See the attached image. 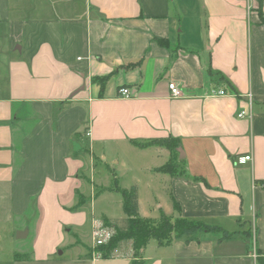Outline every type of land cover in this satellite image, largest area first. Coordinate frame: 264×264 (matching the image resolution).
I'll use <instances>...</instances> for the list:
<instances>
[{"label": "crops", "instance_id": "obj_1", "mask_svg": "<svg viewBox=\"0 0 264 264\" xmlns=\"http://www.w3.org/2000/svg\"><path fill=\"white\" fill-rule=\"evenodd\" d=\"M170 138L184 175L160 171L165 146L134 144ZM116 183L137 186L142 218L174 215V200L220 227L152 241L147 264H264V0H0V222L34 237L0 264H131L132 241L92 257L95 224L125 219ZM85 223L84 252L58 255Z\"/></svg>", "mask_w": 264, "mask_h": 264}, {"label": "trees", "instance_id": "obj_2", "mask_svg": "<svg viewBox=\"0 0 264 264\" xmlns=\"http://www.w3.org/2000/svg\"><path fill=\"white\" fill-rule=\"evenodd\" d=\"M156 42L163 47L168 48V41L157 39ZM107 77L95 79L100 83L101 92L108 80ZM137 147L145 148L152 144L165 146L171 153L170 161L160 171L170 173L171 175H184V161L179 160L178 148H180L179 139H164L149 141L146 143L134 142ZM182 166V167H181ZM180 167L182 170H180ZM180 171V172H179ZM115 189L121 193L123 197V212L125 219L121 226L104 219V224L114 228V236L108 245L101 247L105 256L108 257L115 251L124 241H132L135 258L131 264H147L142 251L152 242H156L159 246H169L177 240H184L186 243L194 241L202 232H215L220 227L208 225L203 221L190 220L181 215L180 205L173 200L174 215L161 213L158 219L142 218L139 214L138 204V188L132 186L129 189H121L117 183ZM223 239H232L233 234L223 231Z\"/></svg>", "mask_w": 264, "mask_h": 264}, {"label": "rangeland", "instance_id": "obj_3", "mask_svg": "<svg viewBox=\"0 0 264 264\" xmlns=\"http://www.w3.org/2000/svg\"><path fill=\"white\" fill-rule=\"evenodd\" d=\"M77 141L80 143L81 148L89 150V139L85 137V134H83L80 139H77ZM97 171L99 170L97 169ZM106 173L107 172H105V174ZM143 181L144 178L142 177V182ZM110 182L113 183V179L110 178ZM124 182L126 183V181ZM87 197L90 199V187L88 188ZM34 222L35 221H30L29 225L31 228ZM15 228L16 221L6 223L0 222V262L8 263L10 260H13L16 253H20L19 249H26L33 242V234H31L25 241L18 240L16 237L17 232L15 233L14 231ZM76 231L77 232L71 234H64V243L66 245H76L75 248L72 250L62 248L57 251L58 255L61 254V252H64L66 257L71 255L77 256L81 252H84L83 245H88L91 240V224L89 225V223H85L77 228ZM76 235L78 236L76 237Z\"/></svg>", "mask_w": 264, "mask_h": 264}, {"label": "built area", "instance_id": "obj_4", "mask_svg": "<svg viewBox=\"0 0 264 264\" xmlns=\"http://www.w3.org/2000/svg\"><path fill=\"white\" fill-rule=\"evenodd\" d=\"M169 90H170L171 98H180L183 96L182 90L175 83L169 84ZM134 94H135V91H133L130 88H121L119 90V96L121 98H131L134 96ZM225 95H227V92L225 90H213L210 92V96H213V97H222ZM248 98H249L248 101L251 107L252 96L248 95ZM248 116L250 117L249 113L245 110L241 111L238 114V118H244ZM251 160H252L251 155H245V156H238L235 162L236 164L243 165ZM113 236H114L113 227L106 226L104 222H97L95 224L93 232H92V237L94 241V246H93V251H92L93 259L100 260L106 257L104 252L101 250V247L108 245Z\"/></svg>", "mask_w": 264, "mask_h": 264}, {"label": "water", "instance_id": "obj_5", "mask_svg": "<svg viewBox=\"0 0 264 264\" xmlns=\"http://www.w3.org/2000/svg\"><path fill=\"white\" fill-rule=\"evenodd\" d=\"M84 88H81L80 90H83ZM27 232H18L16 234L17 239H22L26 236Z\"/></svg>", "mask_w": 264, "mask_h": 264}]
</instances>
